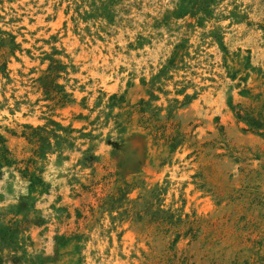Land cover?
<instances>
[{
  "label": "rangeland",
  "instance_id": "1",
  "mask_svg": "<svg viewBox=\"0 0 264 264\" xmlns=\"http://www.w3.org/2000/svg\"><path fill=\"white\" fill-rule=\"evenodd\" d=\"M0 264H264V0H0Z\"/></svg>",
  "mask_w": 264,
  "mask_h": 264
}]
</instances>
